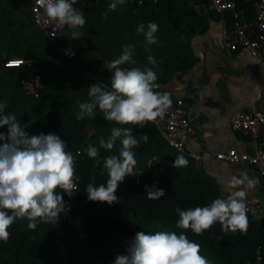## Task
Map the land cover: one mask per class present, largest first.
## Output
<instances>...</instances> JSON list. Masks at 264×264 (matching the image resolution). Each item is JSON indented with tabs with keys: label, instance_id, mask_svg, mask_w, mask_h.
<instances>
[{
	"label": "trees",
	"instance_id": "obj_1",
	"mask_svg": "<svg viewBox=\"0 0 264 264\" xmlns=\"http://www.w3.org/2000/svg\"><path fill=\"white\" fill-rule=\"evenodd\" d=\"M9 1L15 5L23 4L28 9V20L34 23L29 12L31 0ZM255 1L257 0H235L236 9L242 17L252 20L255 16ZM108 3L105 0H93L90 7L83 9L86 23L78 29L79 38L67 39L65 35L70 33L67 29L58 44L49 43L34 23L44 38L41 55L29 54L28 58L32 62L30 65L6 67V58L0 62V70L6 74L4 86L0 85V95L6 90L11 94L12 100H16L24 109V114L18 121L26 127V131L29 134L57 133L65 141V150L72 154L79 150L74 164V170L81 176L76 190L75 209L81 205L84 208L87 231L84 243L89 245L91 255L100 264H111L113 255L108 250L111 236L121 235L127 246L135 233L140 231L135 223V220H140L150 225L156 224L162 230L186 233L189 240L200 245L201 254L217 264H255L258 247L264 262V223L255 220L248 213L245 232L223 231L219 222L200 234L176 225L179 217L174 211L175 207L187 209L204 206L220 195L215 185L201 175L195 161L184 152L169 147L153 123L148 121L142 126L121 125L106 120L98 108L92 118L76 119L78 104L90 99L87 87L97 82L101 86H110L111 83L112 72L91 51H102L101 56L108 62L119 56L123 45L131 43L134 45L135 65L126 63L119 67H153L146 58L149 53L145 51L144 35L137 33L135 29L140 22L146 24L150 20L155 21L159 25L155 33L157 43L147 47L157 60L154 67L157 72L156 83L160 86L157 90L170 93L165 84L174 73H185L195 58L185 40L190 33L200 32L204 26L205 16L198 8L199 5L188 0H146L139 6L124 1L115 10H109L105 18L102 13ZM202 3L206 6L205 2ZM66 48H70L74 54H66ZM36 72L41 77V86L36 95H25L20 80L31 77ZM65 81L69 83L66 84ZM173 98L171 95V99ZM114 126L131 127L132 134L139 141L133 151L137 160L134 168L141 171V182L152 178L144 171L146 159L162 155L164 168L157 177L164 189L161 197L148 198L141 184H136L133 176L126 175L115 189L117 201L108 204L87 198L85 188L89 182L99 185L106 183L108 179L107 170L102 167V158L118 154L119 138L110 150L100 147L98 143L100 138L107 139ZM0 131H6V125L0 126ZM145 133L148 135L147 141L142 138ZM89 144L98 147V157L86 154L85 149ZM142 151L145 155H141ZM179 154L187 157V166H174L175 156ZM97 159L101 163H96ZM58 191L63 198L62 190ZM120 210H123V215L119 213ZM128 215L132 217L127 218ZM27 223V218L21 217L14 219L8 227L9 238L7 241L0 240V264H93L82 255V246L61 214H58L54 224L62 226L72 237L69 244L71 254L67 262H62L57 256L53 244L54 224L42 222L35 229H30Z\"/></svg>",
	"mask_w": 264,
	"mask_h": 264
},
{
	"label": "clouds",
	"instance_id": "obj_2",
	"mask_svg": "<svg viewBox=\"0 0 264 264\" xmlns=\"http://www.w3.org/2000/svg\"><path fill=\"white\" fill-rule=\"evenodd\" d=\"M76 0H41L46 16L56 22L57 27L67 25L70 37L79 38L78 29L85 25L81 11L73 7ZM124 0H109L102 13L106 18L109 10H115ZM159 25L155 21L136 26L137 33H143L147 61L153 67L145 65L119 67L123 64L135 65L134 45L122 46L119 56L104 62V67L112 70L110 86H101L99 82L87 88L89 100L78 104L76 119L92 118L96 109L102 111L106 120L121 125L142 126L145 122L162 118L172 104L171 94L158 91L157 72L154 70L157 60L147 45L157 43L155 33ZM68 55L74 53L64 49ZM5 103L0 101V126L6 125V131H0V240L9 238L8 227L14 219L27 218V227L35 229L38 223L57 222L58 214L65 211V201L59 190L71 194L76 187L74 176V157L65 150V141L54 132L29 134L16 116L5 112ZM119 138L118 154L102 158V167L107 170L106 183L96 185L89 182L85 192L93 201L111 204L118 200L115 189L126 175L134 173L137 164L133 148L139 141L132 134L131 127L114 126L107 139L100 138L99 146L112 149ZM147 141L148 135L142 134ZM89 157H98L99 149L89 144L85 149ZM101 163L100 159L95 161ZM175 167L187 166L188 159L183 154L175 156ZM259 183L255 176H249L246 169L239 175H232L228 184L233 190L227 196L216 197L209 204L174 211L179 219L176 225L190 228L200 234L219 222L223 231L240 230L245 232L248 226L246 188L251 189ZM245 187H239V186ZM112 264H211L200 252V245L187 238L186 233L174 231H137L128 242L125 252L117 254Z\"/></svg>",
	"mask_w": 264,
	"mask_h": 264
},
{
	"label": "crops",
	"instance_id": "obj_3",
	"mask_svg": "<svg viewBox=\"0 0 264 264\" xmlns=\"http://www.w3.org/2000/svg\"><path fill=\"white\" fill-rule=\"evenodd\" d=\"M198 8L205 16L203 29L190 33L185 40L195 57L194 61L185 73H174L165 87L173 97H181L189 110L194 126V132L188 141L191 148L250 151L251 139L231 128L230 116L241 110L264 111V60L252 56L245 49L227 48L226 42L233 29V20L229 14H216L203 4ZM28 17V9L23 4L15 5L9 0H0V62L9 57L41 55L43 35ZM69 34L67 32L65 37L72 40L73 37ZM82 44L86 48L84 41ZM91 52L101 62H107L101 56L102 51ZM3 72L0 70V85L4 86L6 74ZM65 83L68 84L69 81ZM0 101L6 105L5 112L14 114L17 120L24 114V109L16 100H12L11 94L6 90L2 91ZM260 139L264 141V135ZM141 155H145V152L142 151ZM197 168L202 176L215 185L221 197L233 190L228 184L231 176L239 175L240 170L246 169L249 176H255L259 180L255 187L245 189L246 205L257 204L264 207V180L253 167L209 159L198 164ZM119 213L123 215V210ZM131 217L128 215L127 218ZM125 247L121 235L111 236L108 250L113 255L112 261L117 254L125 252ZM81 253L93 264H100L91 255L87 243L81 247ZM205 257L214 263L208 256Z\"/></svg>",
	"mask_w": 264,
	"mask_h": 264
},
{
	"label": "built area",
	"instance_id": "obj_4",
	"mask_svg": "<svg viewBox=\"0 0 264 264\" xmlns=\"http://www.w3.org/2000/svg\"><path fill=\"white\" fill-rule=\"evenodd\" d=\"M93 0H76L73 5L83 14V9L91 6ZM108 1L109 0H105ZM141 5L146 0H124ZM157 2L159 0H149ZM201 6L206 3L208 10L219 14H229L233 20V29L226 42L230 50L245 49L252 56L264 60V0H257L254 3L255 16L252 20L242 17L236 9L235 0H188ZM29 12L34 23L40 28L44 37L49 43L58 44L67 31V25L62 29L57 27L54 20H50L42 6L41 0H31ZM32 62L24 57H9L4 61L6 67H16L20 65H30ZM20 86L25 95H36L41 86V77L38 72L28 78L20 80ZM153 123L165 139L169 147L175 148L187 154L198 165L209 159L225 161L235 165H249L264 180V141L260 138L264 135V111L262 110H241L234 112L230 116L231 128L243 135L249 136L252 141V149L246 152H238L234 148L227 150L209 151L207 149L195 150L191 148L188 141L194 132L191 115L181 97H174L171 106L167 109L162 118L158 117L150 121ZM79 150L76 151L78 153ZM76 153H73L74 164ZM164 168L162 155L149 157L145 161L144 171L152 176L147 181L141 182V171L134 168L133 176L136 184H141L142 190L148 198H159L164 194V189L158 181V175ZM76 187L71 194L62 190L65 211L60 214L65 218L68 228L75 234L80 246H83L87 236L84 219V208L81 205L75 209V198L81 176L74 171ZM247 213L257 221L264 223V207L257 204H248ZM72 237L59 224H54L53 244L56 253L62 262H67L71 254L69 244ZM255 264H264L263 255L258 247L255 252Z\"/></svg>",
	"mask_w": 264,
	"mask_h": 264
},
{
	"label": "rangeland",
	"instance_id": "obj_5",
	"mask_svg": "<svg viewBox=\"0 0 264 264\" xmlns=\"http://www.w3.org/2000/svg\"><path fill=\"white\" fill-rule=\"evenodd\" d=\"M135 223L137 224V226L139 227L140 230H143V231H156V230H162L159 228L158 225L156 224H153V225H150V224H147L143 221H140V220H135ZM208 259V258H207ZM211 264H217V263H211Z\"/></svg>",
	"mask_w": 264,
	"mask_h": 264
}]
</instances>
